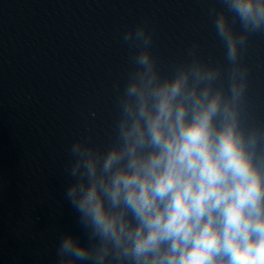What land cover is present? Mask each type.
Masks as SVG:
<instances>
[{"label":"clouds","instance_id":"clouds-1","mask_svg":"<svg viewBox=\"0 0 264 264\" xmlns=\"http://www.w3.org/2000/svg\"><path fill=\"white\" fill-rule=\"evenodd\" d=\"M222 3L210 12L226 86L223 66L194 49L165 74L152 31L121 33L132 68L114 85V139L76 140L66 167L87 244L61 236L56 264H264V124L250 122L241 62L249 34L264 31V0Z\"/></svg>","mask_w":264,"mask_h":264}]
</instances>
